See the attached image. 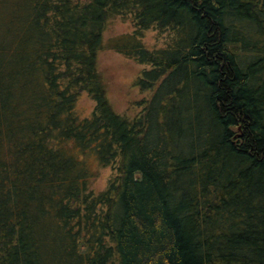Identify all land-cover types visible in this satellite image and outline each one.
Instances as JSON below:
<instances>
[{
    "label": "trees",
    "instance_id": "16d2710c",
    "mask_svg": "<svg viewBox=\"0 0 264 264\" xmlns=\"http://www.w3.org/2000/svg\"><path fill=\"white\" fill-rule=\"evenodd\" d=\"M110 16L147 65L130 118L97 68ZM0 264H264V0H0Z\"/></svg>",
    "mask_w": 264,
    "mask_h": 264
},
{
    "label": "rangeland",
    "instance_id": "374dc122",
    "mask_svg": "<svg viewBox=\"0 0 264 264\" xmlns=\"http://www.w3.org/2000/svg\"><path fill=\"white\" fill-rule=\"evenodd\" d=\"M132 30L128 19L121 16H110L106 21L105 29L102 33V47L96 54L97 68L106 85V94L113 110L126 117L134 116L140 108L138 104L143 94L136 84V79L140 76L143 68L147 65L140 63L133 57L117 51L109 46L112 39L125 32ZM163 36L154 28L146 29L141 37L143 44L148 48L160 47L164 44ZM94 101L86 92L80 93L77 98L75 110L81 117L91 114ZM72 152L81 157L79 152ZM87 167L97 174L91 184L96 190L105 187L109 168H102L94 156L84 158Z\"/></svg>",
    "mask_w": 264,
    "mask_h": 264
}]
</instances>
